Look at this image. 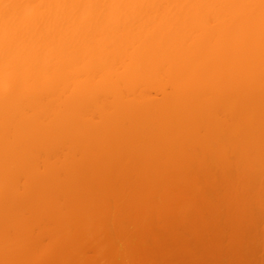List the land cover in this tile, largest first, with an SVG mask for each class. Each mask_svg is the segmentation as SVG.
Masks as SVG:
<instances>
[{"label":"bare ground","instance_id":"bare-ground-1","mask_svg":"<svg viewBox=\"0 0 264 264\" xmlns=\"http://www.w3.org/2000/svg\"><path fill=\"white\" fill-rule=\"evenodd\" d=\"M0 143V264L93 243L111 209L141 224L165 161L181 195L207 155L238 185L264 161V0H0Z\"/></svg>","mask_w":264,"mask_h":264},{"label":"rangeland","instance_id":"rangeland-1","mask_svg":"<svg viewBox=\"0 0 264 264\" xmlns=\"http://www.w3.org/2000/svg\"><path fill=\"white\" fill-rule=\"evenodd\" d=\"M211 161L210 155L204 156L194 172L196 165H190L188 173L192 172L191 177H197L199 183L193 184L186 195L176 189L184 168L169 170L165 161L147 192L154 209L146 212L137 226L127 222L126 213L111 209L110 221L98 228L101 235L93 243L79 226L68 227L62 240L52 245H23L13 239L8 242L13 250L5 263L61 264L64 260L67 264H264V161L247 170L240 182L236 177L238 185L222 180L213 170L218 163ZM30 170L31 164L22 167L25 180ZM177 200L180 203L176 206ZM162 203L169 209L159 220L156 210ZM8 216L10 212L0 208V235ZM88 240L89 250L79 253Z\"/></svg>","mask_w":264,"mask_h":264},{"label":"snow or ice","instance_id":"snow-or-ice-1","mask_svg":"<svg viewBox=\"0 0 264 264\" xmlns=\"http://www.w3.org/2000/svg\"><path fill=\"white\" fill-rule=\"evenodd\" d=\"M4 7H25L27 8L28 6L27 5H22V6H16V5H4Z\"/></svg>","mask_w":264,"mask_h":264}]
</instances>
